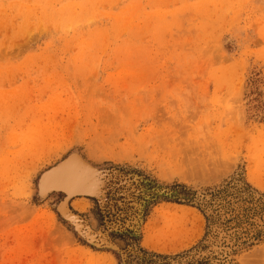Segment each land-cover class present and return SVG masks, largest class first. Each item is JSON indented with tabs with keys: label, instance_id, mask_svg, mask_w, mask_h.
<instances>
[{
	"label": "rangeland",
	"instance_id": "1",
	"mask_svg": "<svg viewBox=\"0 0 264 264\" xmlns=\"http://www.w3.org/2000/svg\"><path fill=\"white\" fill-rule=\"evenodd\" d=\"M72 152L120 252L37 194ZM0 264H264V0H0Z\"/></svg>",
	"mask_w": 264,
	"mask_h": 264
},
{
	"label": "bare ground",
	"instance_id": "2",
	"mask_svg": "<svg viewBox=\"0 0 264 264\" xmlns=\"http://www.w3.org/2000/svg\"><path fill=\"white\" fill-rule=\"evenodd\" d=\"M90 168H91V170H90ZM106 171L108 172L109 176H107V174L104 175L100 172H97V170L94 168V166L90 162L83 159L76 152H72L69 154V156L66 159H64L60 162H57L55 165H53L49 169L44 170L42 172L39 180H38V190H39V193L42 197L47 196L50 192L58 193V191L61 190L60 188L66 190V192H68L66 195H64V198L60 202H58V210L68 220L72 221L75 224V228L79 232H81L82 235H84L88 240L94 241L96 243H98L100 241H102V242L107 241L105 234L103 236L101 234L103 231H101V230L96 231V229L93 230V228L88 224V222H86L79 215H77L73 211H71L69 209V206L71 205V207L73 209H75L79 212L83 211L84 208L86 209L90 205L89 199H91L90 197L85 195V194H89L88 192H90L91 194L94 193L95 195H97L99 198V200H98L99 205L101 207L104 206L107 202V200H106V194H107L106 191L108 190L107 183L108 182L112 183L114 181V179H112V174L116 172V171H111V170H109V171L106 170ZM133 178H134V180H136L135 176H133ZM121 180H122V182L119 181V183H121L120 185L123 188V189L121 188L122 193H124L125 196L129 197L130 195H129V192H127V191L130 189V187H132V189H133L134 180L130 181L127 178L124 181L122 178H121ZM80 190H83L84 192L80 191ZM79 193H81V195H77ZM85 196L88 197L89 199L85 198ZM130 200H129V202H130ZM117 204L122 205V201H120V202L117 201ZM131 205L136 210H137V207L139 206L133 200H131ZM139 218H140V216L137 214L130 216V219H132L133 225H136V223H139ZM130 219H129V221H131ZM129 221H125L126 226L131 225L130 223H128ZM119 226L120 225L117 222V224L112 225V228L118 229ZM110 229H109V231H110ZM146 231L147 232H146V236H145L146 237L145 241L148 243L149 241L151 242V238L153 237V234H151L150 230H148V229ZM154 238H155V240H157L156 237H154ZM107 243H108V241H107ZM111 243L113 244V242H111ZM216 245H218V244L216 243ZM122 257L126 258L125 255H123Z\"/></svg>",
	"mask_w": 264,
	"mask_h": 264
},
{
	"label": "water",
	"instance_id": "3",
	"mask_svg": "<svg viewBox=\"0 0 264 264\" xmlns=\"http://www.w3.org/2000/svg\"><path fill=\"white\" fill-rule=\"evenodd\" d=\"M68 156V155H67ZM66 156V157H67ZM94 166V165H93ZM94 168L97 170V172H100V173H107V169H105V168H98V167H96V166H94ZM90 170H91V168H90ZM42 174V173H41ZM108 187H109V185H108ZM55 189V188H54ZM61 190L59 191V193L60 194H62V197L64 196V195H66L68 192H66V190H64V189H62V188H60ZM80 191H83V190H80ZM84 192V191H83ZM108 192V190L106 191V193ZM89 194H85L86 196H88V197H91V198H93V199H95L97 202H98V204H99V198H98V196L97 195H95L94 193H90V192H88ZM37 194H38V196H39V198H41L42 196L40 195V193H39V190H38V183H37ZM77 195H81V193H79V194H77ZM106 200H107V194H106ZM60 201V200H59ZM106 202V201H105ZM70 209V208H69ZM56 210H57V212H58V214L62 217V219H64L73 229H74V231L77 233V235L79 236V237H81L84 241H86V242H88V243H90V244H92V245H94V246H96V247H110V248H112V249H115L116 251H118V252H120V250L117 248V247H115L112 243H111V239H110V237L108 236V232H106V231H103L101 234H102V236L105 234V237L107 238V241H108V243H107V241L106 242H102V241H100V242H98V243H96V242H94V241H90V240H88L85 236H83L76 228H75V224L72 222V221H70V220H68L59 210H58V205H56ZM71 210V209H70ZM72 211V210H71ZM77 214V213H76ZM79 215V214H78ZM97 230H99V229H96V231ZM110 242V243H109Z\"/></svg>",
	"mask_w": 264,
	"mask_h": 264
},
{
	"label": "crops",
	"instance_id": "4",
	"mask_svg": "<svg viewBox=\"0 0 264 264\" xmlns=\"http://www.w3.org/2000/svg\"><path fill=\"white\" fill-rule=\"evenodd\" d=\"M85 198H87V197H85ZM91 198V197H90ZM167 202H169V201H167ZM170 202H172V201H170ZM177 203V202H176ZM182 203H178V204H175L176 206H180ZM111 242H116V239L115 238H113V241L111 240Z\"/></svg>",
	"mask_w": 264,
	"mask_h": 264
}]
</instances>
